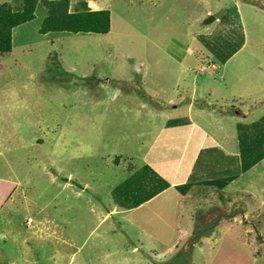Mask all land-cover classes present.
<instances>
[{
	"label": "rangeland",
	"instance_id": "1",
	"mask_svg": "<svg viewBox=\"0 0 264 264\" xmlns=\"http://www.w3.org/2000/svg\"><path fill=\"white\" fill-rule=\"evenodd\" d=\"M36 1L0 53V264L262 256L264 235L248 232L264 230V0H77L79 13H108V32L49 37ZM195 124L215 135L209 148L233 149L239 171L220 175L229 188L178 196L156 166L183 152L185 175Z\"/></svg>",
	"mask_w": 264,
	"mask_h": 264
},
{
	"label": "crops",
	"instance_id": "2",
	"mask_svg": "<svg viewBox=\"0 0 264 264\" xmlns=\"http://www.w3.org/2000/svg\"><path fill=\"white\" fill-rule=\"evenodd\" d=\"M247 1H251V0H247ZM42 2H48V1L42 0ZM75 6H77V8H79V9L81 8L80 4L76 0L74 8L72 7L73 9H70V7H69L70 12H75ZM13 31H12V33H13ZM52 34H55V33L47 34V37H49ZM58 34H60V33H58ZM52 64H50V65L47 64V66L49 67V70L51 71V74L53 71H56V69H57V67H56L57 63H55L54 67ZM262 124H264V121L262 122ZM195 126H197V125L196 124L194 125L195 130L201 131L200 132L201 136L199 137V143L197 145V152L195 155V159L186 168L185 175L182 178H179V175H178L180 172L179 167H180V163L182 162L181 156H182L183 152H176V151L173 152L172 158H168V156H167V159L159 161V163L156 166L158 171H160L161 173L168 172V170H170V175H172V177H173L172 186L176 190L178 196L189 194L193 190H195L196 192H204L206 190L214 189V188H221V187L229 188L233 184V181H230V180H232L230 178L231 176H229L224 181V179L220 178V175L221 174H229L230 175L232 172L238 173V171H239V165L238 166L234 165L236 162L234 160V158L237 160L238 156L232 154L233 149L226 148L223 145L221 146V142L218 143V146H220L219 151H216V150L209 148L208 144H209L210 138H212V136H215V135L210 136V134L205 133L200 128L195 127ZM235 136H237V138H239V139L241 137H245V136H238V135H235ZM247 137L251 138L253 136H247ZM226 139L231 141V135H229ZM218 140H220V139H218ZM187 141H188V143H190L192 141L191 135ZM250 147H249L250 150H249V148H248V150L251 151V153H254L257 150L256 143H253ZM260 147H262L264 149V143ZM219 155H222V157L226 160L224 163H221L219 161V158H217V157H219ZM211 156H214V158H215V159H212V161H211ZM250 167L251 166H247V167L243 166L242 169L245 172V171L249 170ZM212 173H216V176H214V175L211 177L206 176L207 174L212 175ZM195 176H196V179L193 180V177H195ZM169 186L171 187V185H169ZM214 217H217V214H215ZM253 229L251 228V230H249L248 233H253L252 231H257L258 233H261L264 235V230H260V229H254L253 230ZM204 242H205V240L202 238L200 241V244H204ZM262 245H264V243ZM186 247H191L192 249H197L200 251V245L197 244L195 241L193 243H187ZM241 247H249V244L248 245H242ZM241 247H237L236 248L237 251H239ZM246 251L250 255L248 258H246L244 256L240 257L243 264H259L260 262H262V264H264V254L260 257L259 256L256 257V256H253L252 253L250 251H248L247 249H246Z\"/></svg>",
	"mask_w": 264,
	"mask_h": 264
},
{
	"label": "trees",
	"instance_id": "3",
	"mask_svg": "<svg viewBox=\"0 0 264 264\" xmlns=\"http://www.w3.org/2000/svg\"><path fill=\"white\" fill-rule=\"evenodd\" d=\"M21 12H13L7 4L0 5V53L7 54L12 47V31L19 26L27 24L34 19L36 0H23ZM47 8L48 16L39 29L41 35L67 32L73 35L95 34L104 35L109 30V15L107 12L79 13L70 12L69 1L62 0L57 3L42 2ZM53 67L55 63L52 64ZM57 69L59 65H56ZM46 68L49 67L46 64ZM52 69V68H51ZM60 76V75H59ZM101 83V81H100Z\"/></svg>",
	"mask_w": 264,
	"mask_h": 264
},
{
	"label": "water",
	"instance_id": "4",
	"mask_svg": "<svg viewBox=\"0 0 264 264\" xmlns=\"http://www.w3.org/2000/svg\"><path fill=\"white\" fill-rule=\"evenodd\" d=\"M213 21H214L213 18H209V19H207V20L205 21V24H209V23H211V22H213Z\"/></svg>",
	"mask_w": 264,
	"mask_h": 264
},
{
	"label": "bare ground",
	"instance_id": "5",
	"mask_svg": "<svg viewBox=\"0 0 264 264\" xmlns=\"http://www.w3.org/2000/svg\"><path fill=\"white\" fill-rule=\"evenodd\" d=\"M3 149V147L2 148H0V151Z\"/></svg>",
	"mask_w": 264,
	"mask_h": 264
},
{
	"label": "clouds",
	"instance_id": "6",
	"mask_svg": "<svg viewBox=\"0 0 264 264\" xmlns=\"http://www.w3.org/2000/svg\"><path fill=\"white\" fill-rule=\"evenodd\" d=\"M3 5V4H2Z\"/></svg>",
	"mask_w": 264,
	"mask_h": 264
}]
</instances>
